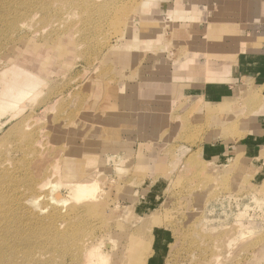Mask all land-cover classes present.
Listing matches in <instances>:
<instances>
[{"label":"rangeland","instance_id":"374dc122","mask_svg":"<svg viewBox=\"0 0 264 264\" xmlns=\"http://www.w3.org/2000/svg\"><path fill=\"white\" fill-rule=\"evenodd\" d=\"M69 1L66 13L65 4L55 0H0V76L14 79L27 71L21 80L42 84L26 93L15 89L23 99L21 126H16L30 125L46 149L40 178L29 182L22 130L13 132L18 129L14 121L2 128L0 119V162H6L9 173L1 180L6 206L0 212H7L9 221L2 229L0 224V242L10 256L14 252L12 263L264 264V147L254 151L252 161L244 160L242 146L232 148L251 133L241 131L250 120L260 123L257 91L240 87L245 96L223 107L227 116L235 114L227 121L217 114L222 105L171 99L179 94L178 64L189 57L195 40L194 32L178 23L184 20L182 7L172 5L179 2L189 10L192 1ZM34 30L41 32L33 36ZM148 34L154 39L145 45L140 40ZM41 47L57 49L49 59L40 58L35 78L32 63L17 64L27 50ZM14 65L15 74L9 71ZM10 90L0 88V95ZM43 105L55 109L35 116ZM205 144L228 149L222 158L210 160L202 155ZM47 179L97 181V199L91 203L96 210L77 217L78 205L56 207L42 196L35 199L39 185L34 193L31 188ZM81 247L88 252L84 249L75 260Z\"/></svg>","mask_w":264,"mask_h":264},{"label":"crops","instance_id":"0c3cea01","mask_svg":"<svg viewBox=\"0 0 264 264\" xmlns=\"http://www.w3.org/2000/svg\"><path fill=\"white\" fill-rule=\"evenodd\" d=\"M190 1L191 12L178 2L182 7L180 14L184 15V20L178 23L193 31L195 40L189 57L178 64L175 84L179 94L171 99L190 98L204 106L222 105L217 114L227 121L235 114L227 116L225 113L230 114L224 108L229 109L235 97L245 96L239 92L240 87L248 86L253 94L255 89L258 108L262 109L260 123L254 125V120L252 123L250 120L241 131L251 133L232 147L235 150L242 146L244 160L252 161L257 157L254 151L260 152L264 147V0ZM190 68L193 70L188 72ZM226 148L205 144L201 151L204 157L217 160L224 156ZM162 240L165 241L164 235Z\"/></svg>","mask_w":264,"mask_h":264},{"label":"bare ground","instance_id":"6f19581e","mask_svg":"<svg viewBox=\"0 0 264 264\" xmlns=\"http://www.w3.org/2000/svg\"><path fill=\"white\" fill-rule=\"evenodd\" d=\"M45 1V0H44ZM55 1H57L58 2V0H55ZM67 2V4H68V1L69 0H66ZM80 0H76V2L78 3ZM96 1V0H95ZM98 1V0H97ZM102 1H104V0H102ZM106 1V0H105ZM104 1V2H105ZM117 1V0H116ZM115 1V2H116ZM121 1V0H120ZM50 2V1H49ZM48 1H47V3H49ZM60 3H63L62 5L64 6V4H65V9L67 10V9H69L67 6H66V3H64V2H61V1H59ZM58 2V3H59ZM70 2V1H69ZM72 2H74L75 3V1H73L72 0ZM72 2H70V4L72 5ZM84 2V1H83ZM83 2H82V5H83ZM90 2V1H89ZM92 2V1H91ZM103 2V3H104ZM107 2V1H106ZM112 2V1H111ZM114 2V1H113ZM43 3V2H42ZM45 3V2H44ZM44 3H43V5H44ZM53 3V5H54V2H52ZM58 3H57V5H58ZM73 3V6H75L76 4H74ZM80 3V2H79ZM94 3V2H93ZM98 3V4H97ZM96 4L97 5H99L100 3H102L101 1H100V3H99V1L97 2ZM102 3V4H103ZM117 3V2H116ZM119 3V2H118ZM51 4V3H50ZM95 4V3H94ZM93 4V5H94ZM108 4V3H107ZM42 5V6H43ZM46 5V4H45ZM44 5V6H45ZM59 5H61V4H59ZM61 5V6H62ZM69 5V4H68ZM81 5V6H82ZM85 5V4H84ZM87 5V4H86ZM91 5V4H90ZM97 5H94V7H97ZM105 5V4H104ZM103 5V6H104ZM109 5H110V3H109ZM121 5V4H120ZM80 5H76L75 7H81ZM87 6H89V5H87ZM92 6V5H91ZM90 6V7H91ZM112 6H113V4H112ZM174 6H177L178 8H180V4H176V5H174ZM72 6H70V8H71ZM75 7L73 8V10H74V12H75ZM84 7V6H83ZM93 7V6H92ZM98 7H100V6H98ZM105 7H106V5H105ZM108 7V6H107ZM117 7V6H116ZM121 7V6H120ZM43 8H45V7H43ZM72 8H71V10H72ZM101 8H102V6H101ZM109 8H111V6H109L108 7V9ZM113 8V7H112ZM49 9V8H48ZM48 9H46V10H48ZM62 9V8H61ZM60 9V10H61ZM87 9L89 10L90 8H88L87 7ZM95 9V8H94ZM101 10V9H99V8H96V10ZM103 9V8H102ZM108 9H105V10H108ZM45 10V9H44ZM72 10V11H73ZM81 10V9H80ZM87 10V11H88ZM112 10V9H111ZM110 10V11H111ZM81 11H83V9L81 10ZM85 11H86V8H85ZM91 11V10H90ZM93 11V12H92ZM92 11H91V13L89 14V12L87 13V15L89 14V15H91L92 13H94V10L92 9ZM104 10H101L100 11V13L101 12H103ZM116 10H114V12H115ZM42 12H43V10H42ZM49 12V11H48ZM55 12V11H54ZM58 12V11H57ZM56 12V13H57ZM67 12H69L70 13V10H67L66 11V13ZM105 12H107V11H105ZM104 12V13H105ZM112 12V11H111ZM47 13V12H46ZM45 13V14H46ZM51 13L52 12H50V13H48V14H50L51 15ZM64 13H65V11H64ZM96 13H98V11H96ZM130 13V12H129ZM55 14V13H54ZM62 14V13H61ZM50 15H49V17H50ZM65 15H68V14H65ZM104 15V14H103ZM112 14H110V18L112 17L111 16ZM0 16H1V14H0ZM3 16V15H2ZM48 16V15H47ZM55 16V15H54ZM58 16H60V15H58ZM57 16V18L59 19V17ZM91 16H93V15H91ZM98 16H100V15H98ZM97 16V17H98ZM101 16H102V14H101ZM100 16V17H101ZM109 15H107V17H108ZM4 18H5V16H3ZM52 17V16H51ZM56 17V16H55ZM54 17V18H55ZM62 17H63V14H62ZM62 17H60L61 19H62ZM88 17V16H87ZM103 17V16H102ZM104 18H106L105 16H104ZM103 18V19H104ZM110 18H109V20H108V22L110 21ZM112 18H116V16L115 17H112ZM118 18V17H117ZM120 18V17H119ZM128 18V17H127ZM47 19V18H46ZM45 19V20H46ZM49 19V18H48ZM47 19V20H48ZM57 19V22L59 21ZM103 19L102 20H100V18H99V20L100 21H103ZM126 19V18H125ZM2 20V19H1ZM6 20H7V18H6ZM91 20V19H90ZM97 20V19H96ZM98 20V21H99ZM106 20V19H105ZM115 20H117V19H115ZM50 21V19L48 20V22ZM92 21V20H91ZM95 21V20H94ZM93 21V22H94ZM99 21V22H100ZM126 21V20H125ZM1 23H2V21H0ZM60 22V21H59ZM58 22V23H59ZM98 22V23H99ZM104 23H105V21H103ZM102 22V23H103ZM111 22H112V20H111ZM119 22H121V21H119ZM103 23V24H104ZM107 23V22H106ZM123 23V22H122ZM60 24V23H59ZM93 24H95V22L93 23ZM97 24V23H96ZM103 24H101V25H103ZM112 24V23H111ZM11 24H9V26H10ZM45 25L47 26V23H45ZM50 25V24H49ZM92 25V24H91ZM90 25V26H91ZM99 25H100V23L98 24V26H95L94 28H96V27H99ZM107 25L108 26H106L107 28L109 27V23H107ZM114 25H115V23H114ZM104 26V25H103ZM122 26V25H121ZM124 26V25H123ZM45 27V26H44ZM43 27V28H44ZM105 27V28H106ZM113 27V26H112ZM111 27V28H112ZM151 27V26H150ZM150 27L148 28H145V31H144V33L146 34V33H149L150 32ZM48 28V27H47ZM102 28V27H101ZM110 28V29H111ZM118 28V27H117ZM120 28V27H119ZM115 28H112V30H114ZM125 29V28H124ZM156 30L155 31H157L158 29L157 28H155ZM47 30V29H46ZM78 30V29H77ZM91 30V29H90ZM109 30V29H108ZM40 31V30H39ZM39 31H33L31 34L34 36V35H36ZM41 31H42V38H44V37H46V35L44 36V33H43V30H42V28H41ZM40 31V32H41ZM97 31V30H96ZM100 31V30H99ZM106 31H107V29H106ZM110 31V30H109ZM125 31V30H124ZM68 32V31H67ZM79 32V31H78ZM91 32V31H90ZM103 32H104V29H103ZM108 32V31H107ZM106 32V33H107ZM118 32H119V30H118ZM135 32V31H134ZM1 33V32H0ZM4 33V32H3ZM65 33V32H64ZM76 33H77V31H76ZM97 33H99V32H97ZM109 33V35H110V32H108ZM121 33V32H120ZM93 34V33H92ZM96 34V33H95ZM5 35V34H4ZM3 35V36H4ZM38 36V35H37ZM44 36V37H43ZM61 36H62V34H61ZM94 36V35H93ZM92 36V37H93ZM96 36H98V34L96 35ZM107 36H108V34H107ZM106 36V37H107ZM123 36V35H122ZM0 37L2 38V35L0 34ZM22 37V36H21ZM24 37V36H23ZM0 38V39H1ZM3 38H5V37H3ZM20 38V37H19ZM96 38V37H95ZM119 38V37H118ZM143 40H140L141 41V43H143V44H145V45H149L150 44V42L154 39V38H152L149 34H148V36H145L144 38H142ZM74 40H76V39H74ZM85 40V39H84ZM95 41L94 42H96V40L97 39H94ZM77 41V40H76ZM93 41V40H92ZM109 41V40H108ZM107 41V42H108ZM122 41V40H121ZM0 42H2L1 40H0ZM10 42V41H9ZM9 42H8V44H9ZM11 42H12V40H11ZM106 42V44H107V46H108V43ZM92 43V42H91ZM81 43L79 42L78 43V46L80 45ZM106 44H105V46H106ZM10 45V44H9ZM49 46V45H48ZM77 46V45H76ZM104 46V45H103ZM116 46V45H115ZM95 47V46H94ZM96 47H98V46H96ZM118 47V46H117ZM54 49H57V47H51V48H43V47H41L40 49L39 48H36V49H30V50H27V53L19 60V63L17 64L18 66H21V65H27V64H30V63H32V65H31V68L34 70V72H32L33 74H34V77L36 76V73L38 72V66L37 65H41L40 63H41V60H40V58L42 59V60H46V58H50V56L51 55H49V53H51V51L52 50H54ZM94 49V48H93ZM114 50H116V49H114ZM80 55H78V56H76V57H79ZM82 56V55H81ZM26 58H29V59H26ZM26 59V60H25ZM81 60H83L82 58H80ZM84 61H85V58H84ZM15 66L16 65H14V66H11V68H9V71H10V73H13L14 72V74L17 72V70L15 69ZM85 70V69H84ZM91 70V69H90ZM209 69L207 68V71H208ZM88 72H89V70H87ZM86 71V73H88ZM84 72V71H83ZM209 72V71H208ZM85 72H84V74H86ZM83 74V73H82ZM218 74H221V72H219ZM27 75V71H24L22 74H21V72H19V73H17V74H15V80L14 79H9V78H7V77H5V78H3V76H0V81H2V82H0V88L1 89H3V90H5V89H7V88H13V90H10L9 92H5L4 94H1L0 95V98L2 99L1 101H0V105H1V107H0V119L1 120H3V122L1 123L2 124V128L7 124V123H9V122H12V121H14L15 122V124H14V127L16 126V125H18V126H21V123H20V121H19V119H21V115L23 114V111L22 110H19L20 108H22V104H21V100H23V99H20V98H18L19 96H17L16 95V92H15V89L16 90H18L19 92H21V93H26L28 90H37V89H39L40 87L39 86H41L42 87V84H40V81L39 80H37L36 82H34L32 79H29V80H21V77L22 76H26ZM82 76V75H81ZM84 77H85V75H83ZM14 77V76H13ZM36 78V77H35ZM16 79H19V80H21L23 83L21 84L20 82H18ZM78 80L80 79V77L79 78H77ZM81 80H82V78H81ZM75 82V81H74ZM31 92H33V91H31ZM115 93V92H114ZM69 95H71V94H69ZM73 95V94H72ZM119 96V95H118ZM71 97V96H70ZM82 98V97H81ZM83 99V98H82ZM81 100V99H80ZM37 101V100H36ZM82 101V100H81ZM35 102V101H34ZM56 103V102H55ZM164 106H165V104H164ZM8 108H11V112H9L8 113ZM47 109H49L50 111H52L53 109H55V106L54 105H52L51 107L49 106V108H47L45 105H43V106H41L39 109H38V111H37V113H36V115L35 116H42L43 117V115H44V113L46 112V110ZM34 115V114H33ZM24 117V116H23ZM34 117V116H33ZM36 119H37V117H36ZM39 121H40V119H38ZM37 120V121H38ZM33 121V120H32ZM33 124H34V122H32ZM36 123V122H35ZM38 123V122H37ZM18 126H16V127H18ZM21 128V134H22V136L21 137H19L22 141H23V143H24V145H23V148L25 147L26 149H27V154L29 155L28 156V161H26L27 163L25 164V166L23 167V165H22V167L24 168V170H25V172H26V178H29V182L31 181V179H35V178H37V177H39L40 176V174H41V172L43 171V166H44V162H45V151H46V149H45V147L43 148V144H42V136H39V137H37L36 135H37V133L34 131V130H32L33 128H31L30 127V125H23L22 127H18V129L17 130H13V132L15 131V132H18V130ZM12 129H13V127H12ZM15 129V128H14ZM10 130V129H9ZM37 131H38V129H36ZM12 131V130H11ZM8 132L9 134L10 133H12V132ZM19 131V132H20ZM2 133V132H1ZM4 136V135H3ZM6 136H7V133H6ZM16 136H18V135H16ZM5 137V136H4ZM14 137V134H13V136H12V138ZM95 137H97V136H95ZM6 138V137H5ZM9 138H10V135H9ZM18 138V137H17ZM4 139V138H3ZM6 139H8V136H7V138ZM1 140V139H0ZM9 140V139H8ZM13 140V139H12ZM17 140V139H16ZM15 140V141H16ZM15 141H13V142H15ZM1 142V141H0ZM2 142H3V140H2ZM10 143H12L11 141H10ZM44 143V142H43ZM5 144V143H4ZM8 144V143H7ZM16 144H18V142L16 143ZM0 145H1V143H0ZM6 145V144H5ZM5 145H3L2 144V146H5ZM10 145V144H9ZM1 146V147H2ZM17 146V145H16ZM18 147V146H17ZM9 149H10V147H8ZM2 149V148H1ZM14 150V149H13ZM18 150H20V147L18 148ZM96 150V149H95ZM5 151H8V150H6V148H5ZM20 151H22V148H21V150ZM80 151V150H79ZM92 151V150H91ZM97 151V150H96ZM0 152H1V150H0ZM9 152H10V150H9ZM12 152V151H11ZM17 152V151H16ZM77 152V151H76ZM95 152V151H94ZM6 153V152H5ZM23 153H24V151H23ZM89 153V152H88ZM10 154V153H9ZM15 154V153H14ZM16 154H18V153H16ZM1 155V154H0ZM11 155H13V153L11 154ZM21 155V154H20ZM24 156H22L23 158H25L26 159V154H23ZM4 156V155H3ZM17 156V155H16ZM15 156V157H16ZM93 156V155H92ZM11 157H13L14 158V156H11ZM94 157V156H93ZM0 158H1V156H0ZM5 158V157H4ZM18 158V157H17ZM91 158V157H90ZM7 159V158H6ZM25 159H23V162L25 163ZM11 160V159H10ZM16 160V159H15ZM14 160V161H15ZM94 160V159H93ZM104 160V159H103ZM0 161H1V159H0ZM3 161V160H2ZM5 161V160H4ZM48 161V160H47ZM87 161V160H86ZM7 162H8V159H7ZM12 162V161H11ZM17 162H19L18 160H17ZM16 162V163H17ZM14 163V162H13ZM101 163H104V161L103 162H101ZM19 164V163H18ZM55 164H57V163H55ZM8 165V164H7ZM59 165V164H58ZM61 165V164H60ZM20 166H21V164H20ZM20 166H19V168H20ZM55 166V165H54ZM53 166V167H54ZM10 167H11V163H10ZM16 168H18V166H16ZM22 168V169H23ZM61 168V167H60ZM21 169V171H23ZM54 169V168H53ZM58 169L59 168H57V171H58ZM56 170V169H55ZM9 171H11L10 169H9ZM13 171V170H12ZM11 171V172H12ZM24 172V171H23ZM59 172V171H58ZM13 173V172H12ZM8 170H6V162H0V210L1 209H4V206H6L5 205V203L3 202V200L1 199L2 197H1V185H2V183H3V181H1L2 179H4V178H8ZM67 174V173H66ZM61 175V174H60ZM10 176V178H11V175H9ZM43 176V175H42ZM51 176V175H50ZM50 176H49V178H50ZM57 176V175H56ZM52 177H55V176H52ZM59 177V176H58ZM9 178V179H10ZM40 178V177H39ZM61 178V177H60ZM51 179V178H50ZM54 179V178H53ZM5 180H7V179H5ZM34 181V180H33ZM32 182V181H31ZM33 183V182H32ZM34 184H35V181H34ZM37 185H32L33 186V188H31L32 189V191H33V193L36 191V187L38 186V188H37V195H35L36 196V198L35 199H38L39 197H43V198H46V200H47V202L46 203H50V204H53L54 206H56V207H60V206H62V205H67V204H75V205H78L79 207H75L74 206V211H75V215L78 217V216H82V217H84L86 214H88V213H91V212H94L95 210H96V207L93 205V204H91V203H93L96 199H97V186H98V183H97V181H93V180H77V181H67V182H61L60 180H54V181H50V180H46V182H44V183H36ZM29 185H31V183L29 184ZM29 185H27V186H29ZM26 186V185H25ZM29 187H31V186H29ZM30 189V190H31ZM27 190H29V188L27 189ZM44 191H47V192H44ZM43 192V193H42ZM25 196H27V195H25ZM30 196V195H29ZM30 197H34V196H30ZM6 214H7V212L5 213V212H0V224L2 223V225H1V229H2V227H3V225H4V223H6L7 221H9V219H7L6 218ZM0 229V230H1ZM3 231H7V229H5V230H3ZM2 235V231L0 232V236ZM73 236H74V238H73V240L75 241L76 240V237H77V232L75 231V232H73ZM87 251L88 249L87 248H83V247H81V249H79V250H77L74 254V259L75 260H77L78 258H79V256L81 255V254H83V252L85 251V250ZM88 252V251H87ZM92 252H96V250H93V249H91L90 251H89V253H92ZM13 257L12 256H10V254L7 252V248H6V246H5V244L3 243V242H0V264H14V263H12L13 262V259H14V252H13ZM89 255V254H88ZM16 264V263H15ZM79 264H92V262H91V260H85L84 261V263H82V261L80 260V262H79Z\"/></svg>","mask_w":264,"mask_h":264}]
</instances>
